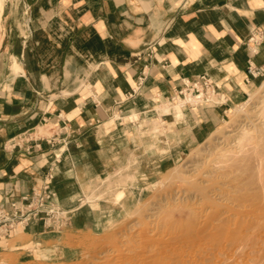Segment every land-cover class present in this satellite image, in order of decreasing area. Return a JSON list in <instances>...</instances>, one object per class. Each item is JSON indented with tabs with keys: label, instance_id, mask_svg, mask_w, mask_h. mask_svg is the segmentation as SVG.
<instances>
[{
	"label": "crops",
	"instance_id": "obj_1",
	"mask_svg": "<svg viewBox=\"0 0 264 264\" xmlns=\"http://www.w3.org/2000/svg\"><path fill=\"white\" fill-rule=\"evenodd\" d=\"M263 33L264 0L1 5L0 203L42 187L51 169L62 201L132 156L129 171L152 181L260 87ZM202 75L213 84L211 101L180 108L182 121L163 112L183 83ZM27 135L26 153L12 142Z\"/></svg>",
	"mask_w": 264,
	"mask_h": 264
},
{
	"label": "bare ground",
	"instance_id": "obj_2",
	"mask_svg": "<svg viewBox=\"0 0 264 264\" xmlns=\"http://www.w3.org/2000/svg\"><path fill=\"white\" fill-rule=\"evenodd\" d=\"M255 96L252 110L215 145L235 148L225 167L199 172L190 164L180 179L192 189L162 194L138 233L124 236L115 255L100 253L90 264H264V94ZM168 209L175 212L165 218Z\"/></svg>",
	"mask_w": 264,
	"mask_h": 264
},
{
	"label": "rangeland",
	"instance_id": "obj_3",
	"mask_svg": "<svg viewBox=\"0 0 264 264\" xmlns=\"http://www.w3.org/2000/svg\"><path fill=\"white\" fill-rule=\"evenodd\" d=\"M24 2L25 0H0V6L21 5ZM13 68L14 71L19 69L15 63ZM262 84L264 86V78L260 87L250 93L245 101L228 111L224 120L211 131L200 145L189 151V153L178 157L175 162L164 165L152 181L138 182L140 178L143 179L144 177L140 175L136 178L134 173L131 170L129 171V167L137 164V160L132 156L130 159L131 166L128 164L115 168L114 171L97 173L92 187L88 188L89 185L86 184L83 189L78 188L76 190L74 188L73 197L65 195L61 198V201L55 196L60 211L66 213L64 222L53 220L50 226L46 228L39 223L38 225L41 228L36 231L34 236L27 234V228L30 225L25 228L18 225L7 236L3 235V229H1L0 264H90L95 262L96 258L100 257L103 252H110L108 256L115 255V248L124 236L129 235V233H138L142 228V224L147 223L145 218L149 213L148 209L154 204L163 202L164 197L168 198L170 196L169 193L174 194L172 192L175 189L177 192H181L182 189L186 188L192 189L187 187L180 179V176L181 178L185 176L182 174L191 170L190 164L196 162V169L199 168V172H204L208 168L225 167L226 163L223 162L227 158L236 155L235 148L224 151L223 148H215V145L221 141L222 132L236 127L238 123L236 120L246 117L247 113L252 110L256 101L260 98L259 95L264 94ZM260 88L262 93L257 92ZM255 95L259 97L256 99ZM163 106L170 108L169 112H175L177 121L183 120L182 115L178 116L179 109H175L174 105H169L166 102ZM251 106L253 107L251 108ZM166 107L164 113L168 112ZM234 108L241 110L239 113L232 114ZM116 118L119 117L115 115ZM152 123L148 125H152ZM148 127L152 129L151 126ZM45 129L39 127L35 131L43 135L47 134ZM158 129L161 130V127ZM232 139L230 138L227 142H231ZM30 142L27 135L12 143L14 145L16 143L15 146L17 147H24V151L27 153L31 151ZM25 143H28V145L23 146ZM48 144L51 146L53 140L49 139ZM221 145L222 143L218 144V146ZM39 146L38 143L35 148ZM53 178V169H51V172L45 176L46 181L43 185L47 181L52 183ZM69 187L71 186L68 184H61L63 191L68 192V190H71ZM39 189L41 187L32 188L29 193L22 197H31L33 191ZM50 189L55 195V190L51 187V184ZM119 193H123V196L117 202L116 196ZM127 193H130L129 198H127ZM22 197L15 201L19 202ZM159 198H161L160 201ZM174 212L168 209L164 212L165 218H168L169 214ZM141 222L144 223L140 224Z\"/></svg>",
	"mask_w": 264,
	"mask_h": 264
},
{
	"label": "built area",
	"instance_id": "obj_4",
	"mask_svg": "<svg viewBox=\"0 0 264 264\" xmlns=\"http://www.w3.org/2000/svg\"><path fill=\"white\" fill-rule=\"evenodd\" d=\"M264 40V33L262 34ZM214 87L206 75L183 83V88L177 91L169 104L179 106H195L212 100ZM25 203V204H24ZM66 213L60 211L55 201V195L47 181L39 190L33 191L31 197H22L19 202L6 199L0 203V230L7 236L18 225L25 228L41 223L45 228L54 220L64 222Z\"/></svg>",
	"mask_w": 264,
	"mask_h": 264
}]
</instances>
